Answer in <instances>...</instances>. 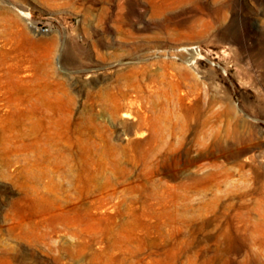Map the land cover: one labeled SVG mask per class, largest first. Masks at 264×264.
Listing matches in <instances>:
<instances>
[{
    "label": "rangeland",
    "instance_id": "374dc122",
    "mask_svg": "<svg viewBox=\"0 0 264 264\" xmlns=\"http://www.w3.org/2000/svg\"><path fill=\"white\" fill-rule=\"evenodd\" d=\"M0 264H264V0H0Z\"/></svg>",
    "mask_w": 264,
    "mask_h": 264
},
{
    "label": "built area",
    "instance_id": "2783aa9c",
    "mask_svg": "<svg viewBox=\"0 0 264 264\" xmlns=\"http://www.w3.org/2000/svg\"><path fill=\"white\" fill-rule=\"evenodd\" d=\"M197 49H198L197 47L189 48V50L191 51H196Z\"/></svg>",
    "mask_w": 264,
    "mask_h": 264
},
{
    "label": "bare ground",
    "instance_id": "6f19581e",
    "mask_svg": "<svg viewBox=\"0 0 264 264\" xmlns=\"http://www.w3.org/2000/svg\"><path fill=\"white\" fill-rule=\"evenodd\" d=\"M191 48H193V47H191Z\"/></svg>",
    "mask_w": 264,
    "mask_h": 264
}]
</instances>
